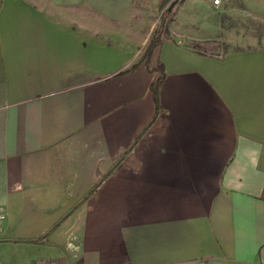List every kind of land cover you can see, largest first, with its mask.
Returning a JSON list of instances; mask_svg holds the SVG:
<instances>
[{
	"label": "crops",
	"instance_id": "0c3cea01",
	"mask_svg": "<svg viewBox=\"0 0 264 264\" xmlns=\"http://www.w3.org/2000/svg\"><path fill=\"white\" fill-rule=\"evenodd\" d=\"M135 1L0 0V264H264V47L147 61Z\"/></svg>",
	"mask_w": 264,
	"mask_h": 264
},
{
	"label": "rangeland",
	"instance_id": "374dc122",
	"mask_svg": "<svg viewBox=\"0 0 264 264\" xmlns=\"http://www.w3.org/2000/svg\"><path fill=\"white\" fill-rule=\"evenodd\" d=\"M136 0L134 27L145 31L148 44L174 0ZM165 5V7H163ZM171 10V11H170ZM165 27L187 47L209 54L264 47V0H178L169 8ZM144 21V23H141Z\"/></svg>",
	"mask_w": 264,
	"mask_h": 264
},
{
	"label": "trees",
	"instance_id": "16d2710c",
	"mask_svg": "<svg viewBox=\"0 0 264 264\" xmlns=\"http://www.w3.org/2000/svg\"><path fill=\"white\" fill-rule=\"evenodd\" d=\"M171 0H168L165 5ZM178 0H174L171 5ZM165 5L163 7H165ZM168 6V8L165 10V12L162 15L161 18V23L160 26L158 27L157 30H155L153 37L151 38L149 44L146 47V50L144 52L143 58L147 61H149V59L152 57L153 52L155 50V48L157 46H159L164 40H173V37L171 36V33L169 32V30L165 27V23L167 20V16L168 13L171 11H169L170 6ZM155 72L158 73L157 77L154 79L153 83H152V91L154 93V95L157 97L158 94V89L160 87V85L163 82V78H164V73H163V69L162 67H158L156 69H154Z\"/></svg>",
	"mask_w": 264,
	"mask_h": 264
},
{
	"label": "built area",
	"instance_id": "2783aa9c",
	"mask_svg": "<svg viewBox=\"0 0 264 264\" xmlns=\"http://www.w3.org/2000/svg\"><path fill=\"white\" fill-rule=\"evenodd\" d=\"M220 3H221V0H215L216 5H219ZM5 218H6V214L2 210H0V228ZM34 264H68V263L60 259H40L36 261Z\"/></svg>",
	"mask_w": 264,
	"mask_h": 264
},
{
	"label": "water",
	"instance_id": "95a60500",
	"mask_svg": "<svg viewBox=\"0 0 264 264\" xmlns=\"http://www.w3.org/2000/svg\"><path fill=\"white\" fill-rule=\"evenodd\" d=\"M176 2V1H175ZM172 6V5H171Z\"/></svg>",
	"mask_w": 264,
	"mask_h": 264
}]
</instances>
